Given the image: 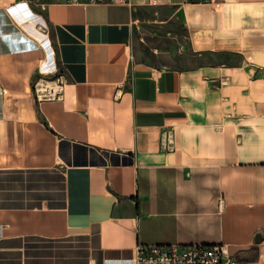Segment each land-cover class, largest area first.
Returning <instances> with one entry per match:
<instances>
[{
  "label": "crops",
  "instance_id": "0c3cea01",
  "mask_svg": "<svg viewBox=\"0 0 264 264\" xmlns=\"http://www.w3.org/2000/svg\"><path fill=\"white\" fill-rule=\"evenodd\" d=\"M147 6L201 62L137 48ZM47 36L51 97L33 88ZM149 244L264 264V0H0V264H126Z\"/></svg>",
  "mask_w": 264,
  "mask_h": 264
},
{
  "label": "rangeland",
  "instance_id": "374dc122",
  "mask_svg": "<svg viewBox=\"0 0 264 264\" xmlns=\"http://www.w3.org/2000/svg\"><path fill=\"white\" fill-rule=\"evenodd\" d=\"M139 20L136 27V46L142 49L145 41L151 39V45L162 52L154 59V63L160 66L188 67L201 62L198 58L190 55H180L177 50L182 45L187 44L186 34L182 32L181 24L178 20L170 18L167 22L164 19L170 17V10L156 6H147L137 11ZM156 31V32H154ZM174 33L176 36L174 39ZM144 37V40L141 38ZM152 37V38H151ZM44 45V41L42 42ZM147 45V44H146ZM165 51V52H163ZM48 55V54H47ZM44 68L38 72L33 80V88L38 89L43 96H53V89H59V80L62 78L61 68L59 65L50 66L48 58L42 62ZM56 69V70H54Z\"/></svg>",
  "mask_w": 264,
  "mask_h": 264
},
{
  "label": "built area",
  "instance_id": "2783aa9c",
  "mask_svg": "<svg viewBox=\"0 0 264 264\" xmlns=\"http://www.w3.org/2000/svg\"><path fill=\"white\" fill-rule=\"evenodd\" d=\"M106 1V0H91ZM37 15L36 12H33ZM44 53L53 54V65L57 67L55 51L49 36L44 40ZM169 136V135H168ZM126 264H240V261L228 255L221 244L138 245L135 255Z\"/></svg>",
  "mask_w": 264,
  "mask_h": 264
},
{
  "label": "trees",
  "instance_id": "16d2710c",
  "mask_svg": "<svg viewBox=\"0 0 264 264\" xmlns=\"http://www.w3.org/2000/svg\"><path fill=\"white\" fill-rule=\"evenodd\" d=\"M144 52L146 55H150V50L147 47H144ZM238 259L240 262H246V261H251L255 260L258 258V249L257 247H253L250 250H245L241 253L238 254Z\"/></svg>",
  "mask_w": 264,
  "mask_h": 264
},
{
  "label": "bare ground",
  "instance_id": "6f19581e",
  "mask_svg": "<svg viewBox=\"0 0 264 264\" xmlns=\"http://www.w3.org/2000/svg\"><path fill=\"white\" fill-rule=\"evenodd\" d=\"M43 38H44V37H43ZM43 38H42V39H43ZM42 39H38V40H41V41H42Z\"/></svg>",
  "mask_w": 264,
  "mask_h": 264
}]
</instances>
